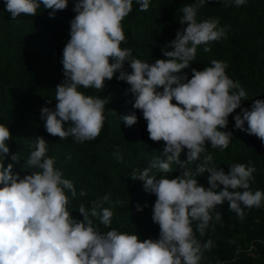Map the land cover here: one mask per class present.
Here are the masks:
<instances>
[{
    "label": "clouds",
    "instance_id": "9594fccd",
    "mask_svg": "<svg viewBox=\"0 0 264 264\" xmlns=\"http://www.w3.org/2000/svg\"><path fill=\"white\" fill-rule=\"evenodd\" d=\"M206 2L209 0H195L182 8L179 22L185 27L165 46L163 56L167 59L149 63L133 57L130 48L121 47L125 41L122 22L132 11L133 0H75L77 15L70 22V40L63 50L65 79L55 88V109L41 110L50 135L62 140L73 136L79 142L94 140L106 119L107 100L79 89H102L119 71L117 79L130 85L133 108L142 111L150 139L165 142L166 159L157 156L149 168L131 173V179L143 181L144 190L157 197L152 219L159 225V239L141 240L138 234L116 229L101 232L92 218H99L107 227L113 212L99 201H93L90 211L81 203L78 211L83 220L74 219L65 190L76 197V189L54 167L55 158L46 157L48 142L42 136L33 139L26 164L39 171L21 178L13 171V163L5 166L8 155L12 161H20L6 143L12 138L11 130L0 124V264H199L202 245L194 231L201 236L211 232L210 213L219 221L230 210L242 220V204L261 206L264 191L249 190L255 167L250 161L233 162L241 149L234 148L231 153L232 143L227 152L213 158L206 147V143L222 151L229 147L232 133L221 129L227 128L229 115L246 100V92L229 78L228 66L222 61L213 60L203 70L193 68L191 79L183 71L195 60L198 46L226 36L217 19L197 21L198 9ZM245 2L234 0L237 7ZM5 3L16 19L21 14L35 16L41 4L55 17L57 11L68 7L69 0ZM137 3L142 11L149 7V0ZM125 64L131 72L125 70ZM160 88L163 90L158 91ZM137 119L135 114L122 118L129 127ZM234 120L236 128L264 142V100H255L250 110L243 108ZM231 131H236L234 123ZM185 149L187 159L182 160ZM173 163L183 170L177 178H168ZM153 169L160 171L159 178L151 175ZM206 184L209 186H202ZM137 211H143L139 204ZM255 241H249L247 252L254 249ZM211 245L208 240L203 248Z\"/></svg>",
    "mask_w": 264,
    "mask_h": 264
},
{
    "label": "trees",
    "instance_id": "16d2710c",
    "mask_svg": "<svg viewBox=\"0 0 264 264\" xmlns=\"http://www.w3.org/2000/svg\"><path fill=\"white\" fill-rule=\"evenodd\" d=\"M194 2L149 0L148 9L142 11L137 0H133L132 11L122 22L125 41L121 47L130 48L133 57L149 63L167 59L163 56L165 46L176 38L178 30L185 27L179 22L182 8ZM74 6L75 0H69L65 10L57 11L55 17H51L52 10L44 9L41 4L35 16L21 14L12 19L5 0H0V124L11 130L12 138L6 143L12 154H18L20 161L14 162L8 155L5 166L13 163V171L21 178L39 171L27 167L26 161L33 139L42 136L48 142L46 157L55 158L54 167L63 173V178L72 181L76 189V197L65 190L74 219L83 220L78 211L81 203L90 211L93 201H99L113 212L107 227L99 218H92L94 226L101 232L116 229L121 233L138 234L141 240L159 239V225L152 219L157 197L144 190L143 181L131 179V173L149 168L157 156L166 159L165 142L150 139L142 111L133 108L134 97L128 92L130 85L117 79L119 71L111 80L105 81L102 89L83 86L79 89L86 95L107 100L106 119L100 135L94 140L79 142L73 136L63 140L52 136L41 118L43 107L55 109V88L65 79L62 58L70 40V22L77 15ZM206 19H217L218 28H224L226 36L198 46L195 60L190 62V68L183 70L184 73L191 79L193 68L203 70L211 66L213 60L222 61L228 66L226 74L229 78L246 92V100L229 115L227 128L221 129L232 133L229 147L222 151L206 143L207 153L215 158L227 152L233 143L231 153L234 148L242 151L233 160L234 164L250 161L255 167L249 190L264 191V142L236 128L234 120L243 108L250 110L255 100H264V0H246L240 7L234 0H209L197 13L198 22ZM206 47L210 51L205 52ZM124 68L132 71L128 64ZM172 102L176 103L175 100ZM132 114L138 119L129 127L122 118ZM233 123L236 131H231ZM68 126L66 122L65 127ZM181 159H187V149L182 152ZM190 167L193 169L195 164ZM182 170L173 163L166 175L177 178ZM151 175L159 178L161 173L153 169ZM81 191L87 195L81 197ZM106 195L108 201L103 200ZM138 204L143 211H137ZM242 206V220L230 210L222 214L219 221L215 220V213H210L213 216L209 225L211 232L205 231L201 236L194 231L202 245L199 264H264V202L260 207ZM252 239H256L254 249L247 252ZM208 240L212 241L211 247L203 248Z\"/></svg>",
    "mask_w": 264,
    "mask_h": 264
}]
</instances>
